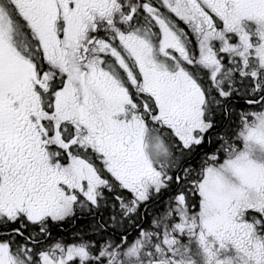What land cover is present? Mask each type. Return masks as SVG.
I'll list each match as a JSON object with an SVG mask.
<instances>
[{
	"label": "snow or ice",
	"instance_id": "6c2138e0",
	"mask_svg": "<svg viewBox=\"0 0 264 264\" xmlns=\"http://www.w3.org/2000/svg\"><path fill=\"white\" fill-rule=\"evenodd\" d=\"M0 264H264V0H0Z\"/></svg>",
	"mask_w": 264,
	"mask_h": 264
}]
</instances>
